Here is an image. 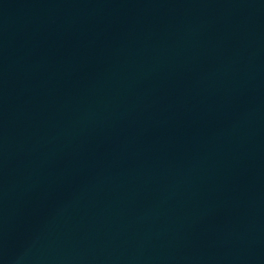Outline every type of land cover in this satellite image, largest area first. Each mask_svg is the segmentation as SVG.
<instances>
[{
	"label": "water",
	"instance_id": "1",
	"mask_svg": "<svg viewBox=\"0 0 264 264\" xmlns=\"http://www.w3.org/2000/svg\"><path fill=\"white\" fill-rule=\"evenodd\" d=\"M0 264H264V0H0Z\"/></svg>",
	"mask_w": 264,
	"mask_h": 264
}]
</instances>
